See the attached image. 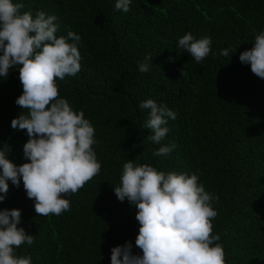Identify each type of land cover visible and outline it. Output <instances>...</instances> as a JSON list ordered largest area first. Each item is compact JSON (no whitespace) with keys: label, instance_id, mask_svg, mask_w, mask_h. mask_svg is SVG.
<instances>
[{"label":"trees","instance_id":"trees-1","mask_svg":"<svg viewBox=\"0 0 264 264\" xmlns=\"http://www.w3.org/2000/svg\"><path fill=\"white\" fill-rule=\"evenodd\" d=\"M13 2L33 16L58 17L57 37L69 30L81 37L80 71L56 83L60 97L94 127L101 164L98 175L65 197L70 211L59 216H39L22 182H8L0 210H20L17 227L35 236L17 255L31 256V264H110V250L126 241L138 253L136 209L113 192L123 164L136 160L165 173L197 174L218 197L212 234L220 236L225 264H264V79L239 61L264 30V0H131L127 13L115 9L116 0ZM185 33L211 38L200 63L178 47ZM224 49L229 57L220 55ZM149 55V71L141 73L138 64ZM21 94L17 70L0 77V147L9 146L7 159L17 166L28 162L26 133L10 127L22 111L15 104ZM147 99L176 113L160 145L142 127L149 110L139 104ZM173 142L171 153L153 155Z\"/></svg>","mask_w":264,"mask_h":264},{"label":"clouds","instance_id":"clouds-1","mask_svg":"<svg viewBox=\"0 0 264 264\" xmlns=\"http://www.w3.org/2000/svg\"><path fill=\"white\" fill-rule=\"evenodd\" d=\"M130 3L116 0L115 9L127 13ZM23 8L22 2L0 0V77L7 79L10 70H17L22 86V94L15 100L22 111L10 127L28 137L23 145L28 162L20 166L7 159L11 151L7 144L0 147V203L6 199L9 181L17 188L22 182L39 216H59L70 211L65 197L77 193L101 168L92 147L96 143L94 127L83 111L75 112L60 97L56 83L57 78L63 80L80 71L81 37L70 30L67 36L57 37L58 17L44 12L33 16L31 11L21 12ZM210 44V37L196 39L191 33L178 39V47L196 63L209 55ZM252 44L239 54V61L264 79V30L255 35ZM220 55L229 57V49ZM152 59L146 56L138 70L148 72ZM139 108L149 110L142 125L151 131L147 139L160 145L169 132L168 120H175L176 113L153 99L141 102ZM175 147L174 142L161 145L153 155H167ZM198 180L195 173H165L127 160L113 192L118 201H127L136 209L135 248L139 252L126 241L110 250V264H225L223 246L217 243L220 236L212 234V220L218 215L212 201L218 197ZM20 223V210H0V264H31V256L16 253L22 244L31 246L35 240L17 227Z\"/></svg>","mask_w":264,"mask_h":264}]
</instances>
